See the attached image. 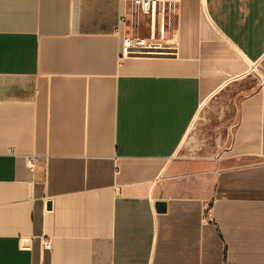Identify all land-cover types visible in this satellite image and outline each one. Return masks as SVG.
Returning <instances> with one entry per match:
<instances>
[{
  "label": "crops",
  "instance_id": "0c3cea01",
  "mask_svg": "<svg viewBox=\"0 0 264 264\" xmlns=\"http://www.w3.org/2000/svg\"><path fill=\"white\" fill-rule=\"evenodd\" d=\"M172 1L0 0V264H264V0Z\"/></svg>",
  "mask_w": 264,
  "mask_h": 264
},
{
  "label": "built area",
  "instance_id": "2783aa9c",
  "mask_svg": "<svg viewBox=\"0 0 264 264\" xmlns=\"http://www.w3.org/2000/svg\"><path fill=\"white\" fill-rule=\"evenodd\" d=\"M132 3L138 7L141 12L149 15L150 20L153 21L155 16L165 14L168 21L170 20L171 13L173 12L174 5L172 0H131ZM153 36V35H150ZM124 52L126 54H162L171 53L165 49L156 48V43H148L144 45L142 41H131L123 39ZM25 162L29 167H33L36 163V156L29 155L25 158ZM42 246L49 248V240L43 238L41 240Z\"/></svg>",
  "mask_w": 264,
  "mask_h": 264
},
{
  "label": "rangeland",
  "instance_id": "374dc122",
  "mask_svg": "<svg viewBox=\"0 0 264 264\" xmlns=\"http://www.w3.org/2000/svg\"><path fill=\"white\" fill-rule=\"evenodd\" d=\"M261 70H262V72H260L258 70L257 73H259V77L264 80V65H263V67H261Z\"/></svg>",
  "mask_w": 264,
  "mask_h": 264
}]
</instances>
